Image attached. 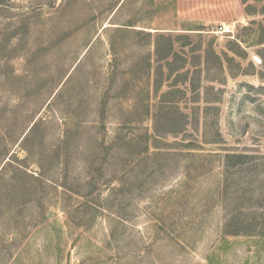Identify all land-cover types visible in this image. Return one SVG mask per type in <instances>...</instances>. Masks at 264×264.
Instances as JSON below:
<instances>
[{"label":"rangeland","instance_id":"1","mask_svg":"<svg viewBox=\"0 0 264 264\" xmlns=\"http://www.w3.org/2000/svg\"><path fill=\"white\" fill-rule=\"evenodd\" d=\"M161 6L0 0V264H264V0Z\"/></svg>","mask_w":264,"mask_h":264},{"label":"crops","instance_id":"2","mask_svg":"<svg viewBox=\"0 0 264 264\" xmlns=\"http://www.w3.org/2000/svg\"><path fill=\"white\" fill-rule=\"evenodd\" d=\"M158 5L168 6H161L157 16L156 29L163 31L197 30L187 28L186 21L208 27L238 19V0H158Z\"/></svg>","mask_w":264,"mask_h":264},{"label":"trees","instance_id":"3","mask_svg":"<svg viewBox=\"0 0 264 264\" xmlns=\"http://www.w3.org/2000/svg\"><path fill=\"white\" fill-rule=\"evenodd\" d=\"M155 83H161V80H159L158 77H157V80L155 81ZM157 86H158L157 88H159L160 85H157ZM171 94H172V92L168 91L167 93H165V94L163 95V98H164V97H168V96H170Z\"/></svg>","mask_w":264,"mask_h":264}]
</instances>
